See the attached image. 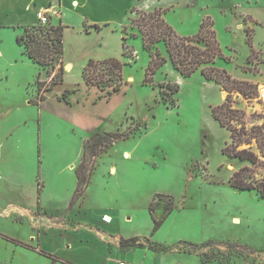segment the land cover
<instances>
[{
	"label": "rangeland",
	"instance_id": "374dc122",
	"mask_svg": "<svg viewBox=\"0 0 264 264\" xmlns=\"http://www.w3.org/2000/svg\"><path fill=\"white\" fill-rule=\"evenodd\" d=\"M78 1L83 10L56 4L65 27L64 75L63 84L50 91L51 77L16 43L22 29L0 27V264H51L40 251H64L69 238L99 239L104 231L111 232V245L110 237H137L141 248L167 252L155 264H264V199L230 186L245 163L222 154L229 133L212 117L230 95L247 128L264 122V0ZM131 9L159 10L185 38L195 37L209 19L220 49L213 66L233 79L242 74L238 81L254 88L246 96L228 93L200 69L183 77L162 41L155 48L165 62L151 73L150 54L130 29V18L138 16ZM124 45L132 58L124 55ZM107 58L124 65L119 92L83 82L88 61ZM37 80L44 83L39 94ZM166 84H177L178 92L169 94ZM65 91L71 105L60 101ZM96 128L116 137L110 148L103 134L87 143ZM77 174L87 180L81 185L86 190L70 205ZM164 216L154 230L152 218ZM67 225L80 230L73 233ZM91 241L69 254L102 264L95 257L102 245ZM137 243L125 262L141 264L144 250ZM153 256L147 255L146 264H154Z\"/></svg>",
	"mask_w": 264,
	"mask_h": 264
},
{
	"label": "trees",
	"instance_id": "16d2710c",
	"mask_svg": "<svg viewBox=\"0 0 264 264\" xmlns=\"http://www.w3.org/2000/svg\"><path fill=\"white\" fill-rule=\"evenodd\" d=\"M131 13L138 14L136 18H130V29L138 31L139 36L142 38L144 49L150 54L149 71L151 73L165 62V59L155 48V44L162 41L165 44L167 55L173 68L183 77H189L200 69L206 80L220 85L228 93L237 91L246 96L254 88L253 85L245 81L235 80L225 70L217 69L213 66L215 59L220 56V49L209 19H207L209 22L203 21L200 24L198 34L195 37L185 38L175 33L171 26L165 22L159 10L152 12L140 11L138 13L137 10L131 9ZM93 27L97 31L101 30L98 25ZM64 28L60 20L57 23L51 21L45 26L39 25L36 21L35 26L22 27L21 35L16 39L17 45L22 49V55L33 64L39 66L40 69L45 70L47 76L51 77L48 91L63 83ZM192 42H203L205 48L200 49ZM133 54L134 52L127 49L124 45V55L132 58ZM123 66L116 58L89 60L82 71L83 82L86 86H95L102 91L105 90L104 87L108 86L111 87L110 90L112 92H119L123 85ZM56 68L58 70L54 74ZM42 84L44 83L39 80L35 82L38 94ZM166 87L171 95L179 90L177 84H166ZM67 94L68 91H65L61 99L66 101ZM39 101H43V99ZM166 103L173 105L174 101L170 100ZM212 117L220 127L226 128L229 133V142L223 148L222 154L229 159L245 163L244 166L233 172L229 179L230 186L238 191L255 192L261 199H264V172L258 174L254 170L256 167H261L264 171V122L261 125L247 128L242 120V113L232 108L230 95L227 96L221 105L212 109ZM101 134L109 136L110 139L107 140L105 148H110L116 137L109 133H94L87 143L98 138ZM253 142L258 150L257 154L251 151ZM243 145H250V147L239 150ZM85 150L86 145L83 148V157ZM77 179V188L70 205L74 204L86 190V185L83 187L81 185L83 183L87 184V180L78 176V174ZM166 217L164 216L160 220L152 218L154 230L161 226ZM137 242V237L123 239L120 241V246L123 248L134 246ZM19 243L22 244L21 242ZM137 245L139 248L142 247L140 243H137ZM40 254L52 259L51 255L44 251H40Z\"/></svg>",
	"mask_w": 264,
	"mask_h": 264
},
{
	"label": "crops",
	"instance_id": "0c3cea01",
	"mask_svg": "<svg viewBox=\"0 0 264 264\" xmlns=\"http://www.w3.org/2000/svg\"><path fill=\"white\" fill-rule=\"evenodd\" d=\"M48 1L49 0H0V23H1L0 27H6L5 25H13L17 28L22 29V27L35 25L36 24L35 12L39 8L47 7ZM50 1L52 4H58L59 6L66 5L69 7H75L76 9L81 7V9L83 10V5L78 0H50ZM7 19H10L9 23H6ZM61 19L63 21V16H61ZM61 19H60V21H61ZM64 30H65V28H64ZM20 50L22 52L21 48H20ZM66 66H71V65H66ZM243 77L244 76L242 74L241 75H239V74L237 75V73L234 74L235 80L236 79L237 80H243ZM72 92L74 94L77 92V90H74ZM45 100H46V97L43 101H39V99H38V101L41 103L44 102ZM60 101L66 105H71L69 103V101H67V100L64 101L61 99ZM96 132H103V131H100L99 129L96 128V129L90 130L89 135H91V134L93 135ZM82 155H83V153H82ZM76 178H77V176H76ZM77 184H78V179H77ZM106 217L111 222V218L109 216H105L104 218L102 216V221ZM110 222H108V223H110ZM105 224H106V222H105ZM67 226L69 227L68 230H71V232H73V233H77L80 230V228H77L75 226L72 228L69 225H67ZM89 229L90 228H88V231H89ZM51 231H53L56 234L59 233V232H56L55 230H51ZM106 233L110 234L111 232L104 231L105 236H101L99 234V237H98L99 239L94 238V237L91 238V237H82V236H77L75 239L69 238L68 241L64 242V246H63L64 251L59 250V249L54 250V251H50V252L46 251L47 254H50L52 257L51 264H67V263H71V264H92L91 262H89L90 261L89 257H85L83 260L79 261V260L75 259L74 256L70 255L69 253H72L73 248L81 247L84 243L87 244L89 242H92L91 240H93V239L102 245L100 247V250H99L100 252H96V256H95L96 258L99 259V261H102V264H129L128 262H125L123 259L125 258L126 255H128V252L131 249H134L136 247H134V246H129L127 248L121 247L120 246V240L123 237H121L120 235H117L115 240L110 237V240L113 243L111 245L107 241V238L109 235ZM123 239H125V238H123ZM39 244H40V239H39ZM159 245H160V247L164 246L161 244H159ZM83 246H85V245H83ZM69 248H71V250L68 251ZM137 249L144 250L142 253L143 259L141 260L142 261L141 264H146V257H147V255H149L151 253L154 254L152 260H155L157 257H159L163 253H167V252H163V251L151 250L148 247L137 248ZM169 252H171V250H169ZM155 263H156V260L154 261V264ZM131 264H135V263H131Z\"/></svg>",
	"mask_w": 264,
	"mask_h": 264
},
{
	"label": "built area",
	"instance_id": "2783aa9c",
	"mask_svg": "<svg viewBox=\"0 0 264 264\" xmlns=\"http://www.w3.org/2000/svg\"><path fill=\"white\" fill-rule=\"evenodd\" d=\"M60 13L57 10L56 4H52L51 1H48L47 7L39 8L35 12V19L39 25H47L49 22L56 19H60Z\"/></svg>",
	"mask_w": 264,
	"mask_h": 264
},
{
	"label": "bare ground",
	"instance_id": "6f19581e",
	"mask_svg": "<svg viewBox=\"0 0 264 264\" xmlns=\"http://www.w3.org/2000/svg\"><path fill=\"white\" fill-rule=\"evenodd\" d=\"M65 69H66L67 72L71 71V67L70 66H66ZM259 93H260V99L262 100V106L264 107V85H262L260 87ZM105 221L109 222V220L107 218H105Z\"/></svg>",
	"mask_w": 264,
	"mask_h": 264
}]
</instances>
